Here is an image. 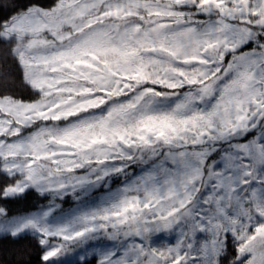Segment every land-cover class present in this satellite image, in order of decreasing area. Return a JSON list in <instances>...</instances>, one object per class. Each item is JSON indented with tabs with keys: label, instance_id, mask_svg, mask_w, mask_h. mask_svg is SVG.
I'll list each match as a JSON object with an SVG mask.
<instances>
[{
	"label": "snow or ice",
	"instance_id": "6c2138e0",
	"mask_svg": "<svg viewBox=\"0 0 264 264\" xmlns=\"http://www.w3.org/2000/svg\"><path fill=\"white\" fill-rule=\"evenodd\" d=\"M0 238L264 264V0H0Z\"/></svg>",
	"mask_w": 264,
	"mask_h": 264
},
{
	"label": "trees",
	"instance_id": "16d2710c",
	"mask_svg": "<svg viewBox=\"0 0 264 264\" xmlns=\"http://www.w3.org/2000/svg\"><path fill=\"white\" fill-rule=\"evenodd\" d=\"M9 207L15 213L23 208V204L12 203ZM20 246L29 248L30 255L25 257V260H31L32 264H37L36 252L31 249L29 239L21 240L17 243L4 238H0V264H16L19 257L14 255V250Z\"/></svg>",
	"mask_w": 264,
	"mask_h": 264
}]
</instances>
